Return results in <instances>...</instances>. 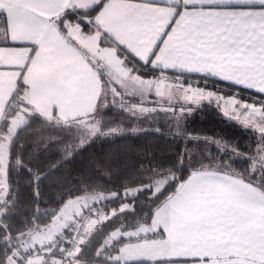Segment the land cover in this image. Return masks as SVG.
Returning <instances> with one entry per match:
<instances>
[{"label": "snow or ice", "instance_id": "6c2138e0", "mask_svg": "<svg viewBox=\"0 0 264 264\" xmlns=\"http://www.w3.org/2000/svg\"><path fill=\"white\" fill-rule=\"evenodd\" d=\"M0 264H264V0H0Z\"/></svg>", "mask_w": 264, "mask_h": 264}, {"label": "trees", "instance_id": "16d2710c", "mask_svg": "<svg viewBox=\"0 0 264 264\" xmlns=\"http://www.w3.org/2000/svg\"><path fill=\"white\" fill-rule=\"evenodd\" d=\"M190 127L195 131L211 133L219 131L220 125L217 118L209 114L207 116H197L190 123ZM236 135H239L236 133ZM178 145L165 135H154L151 132L135 138H113L112 141H97L87 151L83 152L69 162L64 168V173L70 182H75L77 173L92 167L91 162L99 160L105 162L114 169L128 170L141 161L152 157L157 162L167 163L174 158ZM95 182L99 183L103 177L99 170L94 175Z\"/></svg>", "mask_w": 264, "mask_h": 264}]
</instances>
